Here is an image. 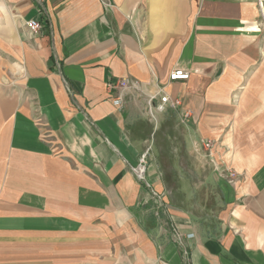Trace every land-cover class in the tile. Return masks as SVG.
<instances>
[{
  "label": "crops",
  "instance_id": "obj_1",
  "mask_svg": "<svg viewBox=\"0 0 264 264\" xmlns=\"http://www.w3.org/2000/svg\"><path fill=\"white\" fill-rule=\"evenodd\" d=\"M0 264H264V0H0Z\"/></svg>",
  "mask_w": 264,
  "mask_h": 264
},
{
  "label": "built area",
  "instance_id": "obj_2",
  "mask_svg": "<svg viewBox=\"0 0 264 264\" xmlns=\"http://www.w3.org/2000/svg\"><path fill=\"white\" fill-rule=\"evenodd\" d=\"M103 1V3L105 4L106 0H101ZM260 4H261V0H260ZM26 27L32 32L35 33L37 32L41 25L40 22L35 20V19H29L26 22ZM189 77V74L185 71H183L182 69H174L173 71L170 72L169 74V79L170 80H178V79H187ZM128 81H119L118 83L111 85L108 84V88L112 89V88H126L128 87ZM158 97H159V102L155 105V109L158 111H163L165 110L166 106H172L175 107L177 105L180 104V101L178 99H174V100H170V98L162 93V89L160 90V92L158 93ZM152 99H149V104H151ZM116 104H121V97L117 96L115 99ZM192 114V110H186L184 112V117H183V121H185L186 118H188L189 116H191ZM203 147L208 151L209 156H213V154L210 152V149L212 148V144L210 141H207L203 144ZM146 158H147V151L141 156L140 161L138 163V165L134 168V171L136 173V175L139 178H143V174L145 171V165H146ZM153 197L155 198H159L160 195L157 192H152ZM191 235H187V237H190Z\"/></svg>",
  "mask_w": 264,
  "mask_h": 264
}]
</instances>
